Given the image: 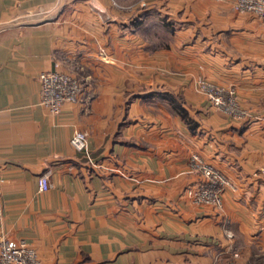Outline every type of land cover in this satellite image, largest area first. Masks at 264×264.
<instances>
[{"label":"crops","instance_id":"1","mask_svg":"<svg viewBox=\"0 0 264 264\" xmlns=\"http://www.w3.org/2000/svg\"><path fill=\"white\" fill-rule=\"evenodd\" d=\"M54 68L82 87L58 112L40 101L39 73ZM201 75L234 85L253 117L212 109ZM193 150L236 183L221 209L187 193L203 181L187 169ZM261 167L255 15L229 0H0V238L32 245L41 264H213L234 252L263 264Z\"/></svg>","mask_w":264,"mask_h":264},{"label":"built area","instance_id":"2","mask_svg":"<svg viewBox=\"0 0 264 264\" xmlns=\"http://www.w3.org/2000/svg\"><path fill=\"white\" fill-rule=\"evenodd\" d=\"M236 8L239 10L255 11L264 19V0H235ZM41 80V103L51 111L58 112L65 101L75 102L82 92L81 82L68 72L59 68L44 70L40 72ZM211 89L213 86L205 84ZM86 132L75 130L70 138L73 147L79 151L86 149ZM191 169L199 171L204 177L203 184L190 189L193 199L197 203H210L214 206L221 205L220 194L221 183H227L222 171L210 162L203 161L200 157L192 156L189 162ZM50 182L47 173H42L38 178V188L40 191L47 190ZM228 235H231L228 232ZM238 253L234 252L233 256ZM0 264H41L36 249L26 243L19 241L14 243L7 238H0ZM222 264H239L235 258ZM264 264V263H263Z\"/></svg>","mask_w":264,"mask_h":264},{"label":"rangeland","instance_id":"3","mask_svg":"<svg viewBox=\"0 0 264 264\" xmlns=\"http://www.w3.org/2000/svg\"><path fill=\"white\" fill-rule=\"evenodd\" d=\"M229 1L231 3L232 8L235 9L236 11L242 12V13H250V14H253L256 17H258L262 23L263 28H264V19L260 15H258V13H256L255 11H251V10H247V11L239 10L238 8H236V1L235 0H229ZM151 21L153 23L158 21V25H157L156 29L159 31L160 30L159 29L160 23H162V22H160L159 17L158 18H155V17L151 18ZM61 70L70 73L71 75L75 76L79 80V78L76 75L72 74L70 71H66L63 69H61ZM39 79H40V75H39ZM40 83H41V80H40ZM205 84H209L213 87L211 89H208L205 87ZM196 88L204 97H206V99L209 102V106L212 109H215L218 112L222 113L223 115L230 117L231 119H234L237 121H245V120H248L251 117H253L252 111L243 104V102H242V100H241V98H240V96H239L234 85L215 82L212 79H210L204 75H201L196 80ZM151 98L154 99L155 101L158 100L157 103L159 104L160 98L158 95L157 96L152 95ZM40 101H41V98H40ZM192 156L200 157L205 162H210V161H208L200 152H198L196 150H193L192 152H190V154L187 157L186 164H187L188 171L191 173L199 174L204 181V177L201 174V172L194 171V169H191L189 162H190V159L192 158ZM210 163L212 165H214L215 167L219 168L213 162H210ZM221 171L227 179V183H221V186L223 187L221 193H219L221 201H222L221 205L220 206H214L210 203L209 204L208 203H198V204H208V205H212L213 207H215L217 209H221L223 206L224 193L229 189L235 190L237 188L236 183L233 181V179L230 178L226 172H224L223 170H221ZM261 171L264 172V167H261ZM203 181L200 183L201 185L203 184ZM200 184L196 187H192V188L187 189V193H188V195H190V197L192 199H193V196H192V194H190L189 190L198 188L200 186ZM193 201H194V199H193ZM234 257H237V256H234ZM228 260H231V258H228ZM228 260H226V261H228ZM224 261H225V259L224 260L221 259L219 261H215V263H213V264H222Z\"/></svg>","mask_w":264,"mask_h":264},{"label":"trees","instance_id":"4","mask_svg":"<svg viewBox=\"0 0 264 264\" xmlns=\"http://www.w3.org/2000/svg\"><path fill=\"white\" fill-rule=\"evenodd\" d=\"M187 121L189 122L191 127H193L196 124V122L192 121L190 118H187Z\"/></svg>","mask_w":264,"mask_h":264}]
</instances>
